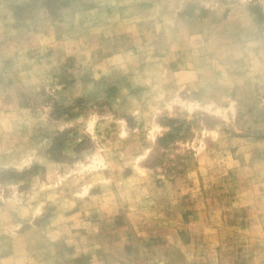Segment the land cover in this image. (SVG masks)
I'll return each mask as SVG.
<instances>
[{
	"label": "rangeland",
	"instance_id": "obj_1",
	"mask_svg": "<svg viewBox=\"0 0 264 264\" xmlns=\"http://www.w3.org/2000/svg\"><path fill=\"white\" fill-rule=\"evenodd\" d=\"M0 264H264V0H0Z\"/></svg>",
	"mask_w": 264,
	"mask_h": 264
}]
</instances>
